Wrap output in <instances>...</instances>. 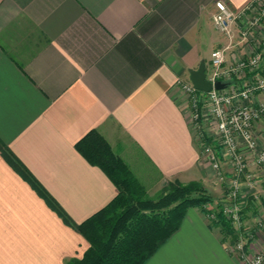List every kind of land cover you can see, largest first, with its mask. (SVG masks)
Segmentation results:
<instances>
[{
	"label": "crops",
	"instance_id": "0c3cea01",
	"mask_svg": "<svg viewBox=\"0 0 264 264\" xmlns=\"http://www.w3.org/2000/svg\"><path fill=\"white\" fill-rule=\"evenodd\" d=\"M216 1L0 0V142L75 223L118 193L76 147L91 130L143 185L214 180L177 81L190 80L201 61L209 65L216 48L229 47L226 65L249 53L238 36L242 23L232 41L216 29ZM224 1L240 10L253 0ZM229 241L221 226L189 208L145 264H243ZM88 248L0 149V264H68Z\"/></svg>",
	"mask_w": 264,
	"mask_h": 264
},
{
	"label": "built area",
	"instance_id": "2783aa9c",
	"mask_svg": "<svg viewBox=\"0 0 264 264\" xmlns=\"http://www.w3.org/2000/svg\"><path fill=\"white\" fill-rule=\"evenodd\" d=\"M215 6L213 22L216 29L232 41L233 26L238 27L242 23L238 36L240 43L248 46L249 53L226 65L228 46L211 52L207 79L213 84L217 81L226 83L223 89L214 87L209 92H202L195 88L191 80L185 79H179L177 85L189 102L193 124L194 120L205 123L208 113L214 116L223 146L222 155H227L234 164L233 174L228 179L220 171L216 149L208 145L206 151L214 160L220 178L228 179L230 183L220 211L237 237L231 252L243 264H264V220L257 216L252 224L245 219L247 202L242 188L254 189L255 186L254 176L248 170L247 157L240 151V145H245L250 151L259 146L254 127L264 114V98L259 99V95L264 96V0H253L240 10L232 9L224 0H217ZM255 159L258 165L264 164V147ZM249 193L258 198L253 191ZM210 218L218 220L215 214H211Z\"/></svg>",
	"mask_w": 264,
	"mask_h": 264
},
{
	"label": "trees",
	"instance_id": "16d2710c",
	"mask_svg": "<svg viewBox=\"0 0 264 264\" xmlns=\"http://www.w3.org/2000/svg\"><path fill=\"white\" fill-rule=\"evenodd\" d=\"M76 147L91 164L99 166L118 189L109 204L80 224L71 219L9 148L0 142L1 152L11 164L68 225L88 240L89 248L83 257L74 258L68 264H145L179 229L191 207H198L208 215L215 214L218 220L211 224L220 225L235 242L237 237L220 206H216L218 210L213 209V199L199 183L170 181L158 197L151 198L145 185L98 130L87 133ZM253 200L250 198L249 207L254 206Z\"/></svg>",
	"mask_w": 264,
	"mask_h": 264
},
{
	"label": "rangeland",
	"instance_id": "374dc122",
	"mask_svg": "<svg viewBox=\"0 0 264 264\" xmlns=\"http://www.w3.org/2000/svg\"><path fill=\"white\" fill-rule=\"evenodd\" d=\"M264 96L261 94L259 95V99H263ZM189 103V102H188ZM208 112V111H207ZM207 119H205V123L200 120L199 122H195L194 120V126H195V130H194V134L196 136V139H197V143L201 149V152L203 153V155L207 156L209 159V152L206 151V149L208 148V145L212 146V148H215L216 146H218L220 148V151H218V149H216L217 151V154L220 155V152L222 154V149H223V146L220 144L221 142V139L219 138V135H218V131H217V122L214 118V116H212V114L208 113L207 115ZM264 118V114L263 116L257 121V123L255 124V127H254V130L255 132L257 133V136H258V139H259V146L250 151L248 150V148H246L245 145H240V151L243 152L245 154L246 157L249 156V159L247 158V162L248 160L249 161H253L256 165V167L258 169H260L261 167L263 168L264 167V164L262 165H258L255 161H256V157L257 155L260 154V151L263 149L264 146H261V142H260V137H261V133L262 131L260 130V126L264 125L261 120ZM209 138L211 140V142L209 141ZM263 137H261L262 139ZM218 155V159L220 161L221 164H224L225 166L221 165V169L220 171L223 173V174H227L226 173V170L225 168L228 166L226 165V161L225 159H227L229 162H230V168L232 167V173H231V176L233 174V170H234V164H233V161L232 159H230L227 155H222L219 156ZM225 157V159H224ZM210 162H211V166L212 168L215 170L216 174H215V177L214 180H210L211 183H209L208 185L205 184L202 179H192V180H188V181H181V180H178L179 182L183 183V184H188L190 182H196V183H199L207 192V194L213 199V204L212 206L214 207L213 209H217L218 210V206H220V209H221V206H222V203H224L225 199H226V196H227V193H228V190H229V186H230V183H228V179H230V177H228V179L226 180H222L219 176V173L217 172V169L214 167V160L213 159H210ZM249 163V162H248ZM251 172L253 170L249 169ZM252 173H254V189H248L246 188L245 186H243V190L244 192L242 193L243 196H245V201L247 202L246 203V206L249 204V200L250 198H253L254 200V206H250L251 208H249V211L247 209V207L245 208V219H246V222H251L253 224L254 220L256 219L257 216H259L261 219L264 220V193H257L258 195V198H254L253 196L250 195L249 192H252V191H255V189H261L262 187L264 188V175L260 174H256L257 171H253ZM259 173V172H258ZM227 177V176H226ZM172 182L176 181V180H170ZM170 181H164L163 184H157L156 186H149L148 184L145 185L146 187V190H147V193H148V196L151 197V198H156L158 197L161 193H162V190L163 188L170 182ZM218 187V188H217ZM257 192V191H256ZM223 196H220L222 195ZM226 194V196H225ZM217 206V207H216ZM191 208H198V207H191ZM199 209V208H198ZM208 219L211 221H215L213 219L210 218V215L208 214H205ZM217 226H220V225H217ZM229 236L230 238V241L229 243L227 244L228 245V248L232 249V246H234L236 244V241L235 242L233 241L232 239V236L231 235H227ZM262 237H263V230H262Z\"/></svg>",
	"mask_w": 264,
	"mask_h": 264
},
{
	"label": "water",
	"instance_id": "95a60500",
	"mask_svg": "<svg viewBox=\"0 0 264 264\" xmlns=\"http://www.w3.org/2000/svg\"><path fill=\"white\" fill-rule=\"evenodd\" d=\"M207 66L206 62L203 60L201 61L200 65L197 69H191L189 70L190 74V80L195 86L196 89L202 92H209L214 87L216 89H223L226 87V83L222 81H217L215 84H213L211 81L207 79Z\"/></svg>",
	"mask_w": 264,
	"mask_h": 264
}]
</instances>
